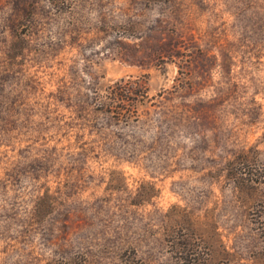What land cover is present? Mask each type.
Masks as SVG:
<instances>
[{"label": "rangeland", "instance_id": "rangeland-1", "mask_svg": "<svg viewBox=\"0 0 264 264\" xmlns=\"http://www.w3.org/2000/svg\"><path fill=\"white\" fill-rule=\"evenodd\" d=\"M69 260L264 264V0H0V264Z\"/></svg>", "mask_w": 264, "mask_h": 264}, {"label": "trees", "instance_id": "trees-1", "mask_svg": "<svg viewBox=\"0 0 264 264\" xmlns=\"http://www.w3.org/2000/svg\"><path fill=\"white\" fill-rule=\"evenodd\" d=\"M244 158H246V156L242 153V156H241V159H243V160H246V161H248V159H244ZM244 163L245 162H242V163H240L239 161H238V163H237V165L240 167V168H237V171H239V173L240 174H246L247 175V173H245V169H244V167H243V165H244ZM228 164H230V165H232L233 164V161L231 162H228ZM238 173V172H237ZM247 176H249V181L251 182V184H257V182L251 177L252 176V174H249L248 173V175ZM248 178V177H247ZM247 180V179H246ZM84 263H86L85 262V260H80V262H74V261H68V262H66V263H63V264H84Z\"/></svg>", "mask_w": 264, "mask_h": 264}]
</instances>
